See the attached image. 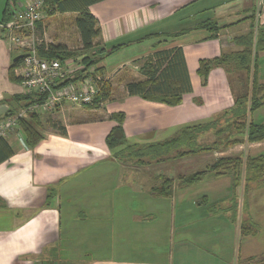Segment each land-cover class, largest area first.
<instances>
[{
    "label": "crops",
    "instance_id": "0c3cea01",
    "mask_svg": "<svg viewBox=\"0 0 264 264\" xmlns=\"http://www.w3.org/2000/svg\"><path fill=\"white\" fill-rule=\"evenodd\" d=\"M8 1L0 0V21L6 17ZM45 6L40 22L47 45L79 50L78 29V46L71 49L62 39L48 41L44 25L46 18H76L78 13L49 14ZM89 10L101 27L94 42L106 48L98 65L107 75L110 96L96 107L65 103L38 113L42 139L33 147L22 127L0 136L11 150L0 161V264H264V207L258 216L256 199L248 198L257 181L246 190L243 179L234 189L230 175H215L228 177V192L220 199H234L236 213L221 217L217 211L204 212L194 218L198 226L192 228L182 208L187 196L178 185L171 197L152 194L154 184L144 186L152 164L122 161L117 150L106 144L116 124L113 113L126 114L129 143L146 144L170 138L184 125L204 122L233 107L235 96L226 69L214 67L204 84L197 73L199 60L244 49L236 38L252 30L255 44L264 34V0H102ZM206 20L222 26L216 37L198 27ZM175 33L180 35L167 36ZM174 47L183 49L192 84L183 101L168 105L130 94L128 83L146 78L141 69L146 58ZM118 53L117 67L107 68L104 57L110 60ZM18 55L0 29V122L27 103L15 98L24 94L23 83L9 74ZM255 55L256 77L264 84V49L257 51L253 45ZM249 119L264 122V103ZM237 145L243 147L237 155L264 153V140ZM217 153L223 156L226 151ZM159 175L154 176L155 185L161 181ZM212 200L206 193L195 202L208 205ZM176 216L188 221L181 235L191 238L180 237L178 247ZM254 222L258 231L242 234V224L257 226Z\"/></svg>",
    "mask_w": 264,
    "mask_h": 264
},
{
    "label": "trees",
    "instance_id": "16d2710c",
    "mask_svg": "<svg viewBox=\"0 0 264 264\" xmlns=\"http://www.w3.org/2000/svg\"><path fill=\"white\" fill-rule=\"evenodd\" d=\"M10 1H8V5ZM99 1L102 0H48L45 7L49 14L65 11H76L78 13L75 23L80 35L81 48L79 50H69L62 44L50 43L41 46L39 53L47 58L57 57L60 59L83 55L82 62L87 65H96L97 69L102 71L103 67L98 64L106 53V48L95 45L94 41L100 36L101 27L97 17L89 10L91 4ZM7 10L5 11L6 17L3 20L8 18ZM38 24L42 28L40 21ZM198 27H204L210 31L212 33L211 37H216L222 28L213 20H206ZM43 32L44 29L42 28L40 34L43 35ZM178 35L180 34L175 33L167 36L175 37ZM236 41L244 44V49L229 53L225 52L213 58H201L197 68V73L202 77L204 84L207 83L210 72L214 67L225 66L227 73L232 71V68L241 71L243 77L238 76L237 82L242 85V81H244L247 88H243L237 95L234 94L233 107L207 122L184 125L170 138L146 144L129 143L124 130L126 114L124 112L113 113L112 118L116 121V124L106 136L108 147L111 150H117L120 160L142 164L150 163L144 162L147 157H154L157 162L167 158L184 159L202 153L224 151L238 143L264 140V122H254L249 119V115L264 103V84L259 83L257 80V57L256 55L253 56V45L257 51L264 49V34L259 36L255 44L253 42V30L237 37ZM117 47L115 46L111 51ZM21 61L22 58L14 60L10 66V78L14 81H22L14 73L15 68L20 66ZM141 69L146 78L132 81L127 85L128 92L132 95H140L143 98L168 105H178L183 101L184 94L192 91L182 47L155 52L146 58ZM110 91L111 88L106 83L96 97L93 106L96 107L101 101L108 99ZM34 97L33 95L24 94L15 96L16 99L26 100V105L31 103ZM40 124L41 121L37 113L20 120L26 142L31 147L42 139L39 130ZM62 130L64 131L63 127ZM210 131L219 139H215L210 143H200L199 137ZM221 135L225 136L223 141H220ZM10 153L8 143L3 137H0V161L6 159ZM208 173H213L216 176L230 175L234 189L245 179L247 190L250 182L264 178V153L256 156L223 155L207 164L206 168L188 175L179 174L177 177H168L160 174L158 177L161 181L152 186L151 193L157 196L171 197L177 185L191 186L203 180ZM257 231L258 228L254 224H242V234L244 235L256 233Z\"/></svg>",
    "mask_w": 264,
    "mask_h": 264
},
{
    "label": "built area",
    "instance_id": "2783aa9c",
    "mask_svg": "<svg viewBox=\"0 0 264 264\" xmlns=\"http://www.w3.org/2000/svg\"><path fill=\"white\" fill-rule=\"evenodd\" d=\"M21 1H10L8 18L0 21V29L10 46L22 55L21 64L15 68L14 73L22 80L24 94L35 97L16 114L0 122V136L21 129L22 118L54 111L65 103L93 106L107 83V78L97 66L85 64L82 58L42 56L39 49L47 43L44 32L40 34L42 28L38 23L41 20V9L48 0Z\"/></svg>",
    "mask_w": 264,
    "mask_h": 264
},
{
    "label": "rangeland",
    "instance_id": "374dc122",
    "mask_svg": "<svg viewBox=\"0 0 264 264\" xmlns=\"http://www.w3.org/2000/svg\"><path fill=\"white\" fill-rule=\"evenodd\" d=\"M64 23L66 25L60 26V23ZM193 23V21L191 22ZM185 24V23H184ZM43 25V24H42ZM45 29L47 31V39L48 41H66L69 42V46H71V49H76L78 46V42L76 41V33H75V29H77L76 27V23H75V18H73L71 15H65V16H55V17H51V18H46L45 19ZM44 26H42L43 28ZM62 39V40H61ZM119 54V53H118ZM114 55L112 56V59L107 60V56L104 57L105 60V65H107V68L112 67V66H116V61L117 58L120 56V54L118 55ZM118 65V64H117ZM117 67V66H116ZM223 67V66H221ZM220 67V68H221ZM224 68H226L224 66ZM231 68V67H228ZM110 71V70H109ZM102 75H104L105 77L107 76L104 72H100ZM109 76V75H108ZM241 76V71L239 70H235L232 68V71H229L228 73V80L231 83V85L233 86V93L234 94H238L243 88L246 87L245 82H243V84L235 87V84L237 82V78ZM243 77V76H241ZM111 80L112 78L109 77ZM109 79V80H110ZM247 88V87H246ZM75 107V106H73ZM77 107H85V106H77ZM217 116V115H216ZM216 116L211 117L210 119L204 121L207 122L211 119H214ZM196 123V122H194ZM200 123V122H197ZM193 124V123H190ZM215 139H219L218 136L216 137L215 134L210 131L208 133L202 134L199 137V142L200 143H210L212 141H214ZM225 139V136L220 137V141H223ZM236 145V144H235ZM232 147V148H231ZM231 148V149H230ZM243 147L241 146H235L232 145L230 146L226 151L225 155H237L236 153L238 152L237 150L241 149ZM220 152V151H219ZM172 156V154H171ZM221 155H219L217 152H209V153H202V154H198L195 156H191V157H187L184 159H180V158H170V159H165L162 160L160 162H157L155 160L154 157H147L144 159V162H150L152 165L149 168V171L145 172L148 177H144V186L146 184H154L156 183L155 181V175L157 174H165L167 176H174L177 177L179 174H191L194 173L196 171L202 170L204 168H206L207 164L211 163L212 161H214L217 157H220ZM244 156H246V154H244ZM129 172V171H128ZM228 180V177H223V178H217L215 177V175L213 173H208L203 180H201L200 182L193 184L191 186L188 187H182L179 186L180 188H178V190H180L183 194H185L187 196V200L186 202L182 205V208L184 210H186L185 212H187V218L189 220H191V227H196L198 226V224H195L196 221L194 220L198 218V215L204 214V212H215L219 213L221 215V217H224L225 215H231L233 216L234 213H236V206H235V201L234 199L230 200H222L220 198H223V196L226 195V193L228 192L226 189V182ZM258 185H253L252 187V191L250 193V195H248L249 200L251 199H256L255 203L258 204L256 205L257 208H259V210L257 211V215L259 213H261L262 211L260 210V208L264 207V178L257 181ZM206 193H209L212 195V202L209 203L208 205H204V203H200V205L196 204V199H201L202 196ZM239 193L242 194V190L239 189ZM239 194V195H240ZM235 197L237 198L238 194L235 193ZM243 198V197H242ZM222 200V201H221ZM242 201V199H241ZM180 205V204H178ZM256 208V209H257ZM262 214L258 215L261 216ZM188 222L184 216H176L175 219V240H176V246L178 247L179 243H180V237H183V239H191L188 236L185 235H181V228L185 225V223ZM255 223V222H254ZM256 224V223H255ZM257 228L260 227L258 224H256ZM187 233V232H186ZM176 256H178L177 252H176Z\"/></svg>",
    "mask_w": 264,
    "mask_h": 264
},
{
    "label": "water",
    "instance_id": "95a60500",
    "mask_svg": "<svg viewBox=\"0 0 264 264\" xmlns=\"http://www.w3.org/2000/svg\"><path fill=\"white\" fill-rule=\"evenodd\" d=\"M22 58V55H18L17 57L14 58V60H18V59H21Z\"/></svg>",
    "mask_w": 264,
    "mask_h": 264
}]
</instances>
